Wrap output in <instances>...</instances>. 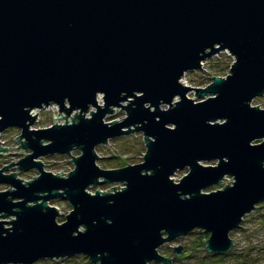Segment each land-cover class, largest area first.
<instances>
[{"label":"water","instance_id":"95a60500","mask_svg":"<svg viewBox=\"0 0 264 264\" xmlns=\"http://www.w3.org/2000/svg\"><path fill=\"white\" fill-rule=\"evenodd\" d=\"M221 51L233 58L225 76L182 83ZM263 94L264 0H0V133L19 128L18 147L30 150L0 168V264L77 254L173 264L158 248L195 229L209 234L206 252L226 254L229 232L264 200V108L251 104ZM50 105L57 122L31 129L32 111ZM115 108L125 116L105 122ZM137 131L141 162L96 164L95 146ZM53 154L73 168L45 170L38 158ZM13 165L38 175L6 173ZM105 183L122 185L88 190ZM53 198L71 205L61 223Z\"/></svg>","mask_w":264,"mask_h":264},{"label":"rangeland","instance_id":"374dc122","mask_svg":"<svg viewBox=\"0 0 264 264\" xmlns=\"http://www.w3.org/2000/svg\"><path fill=\"white\" fill-rule=\"evenodd\" d=\"M233 58L227 51H221L217 54L208 57L202 61L201 67L194 70H188L184 73L182 83L192 87H205L211 82L212 76H225ZM188 97L195 98L194 91L187 93ZM198 100V98L194 99ZM98 103H102L101 95L99 94ZM252 105H258L264 108V94L255 97L251 101ZM166 108V106H162ZM90 110H95L94 107H90ZM115 112L107 114L104 118L105 122H111L113 120L121 121L125 116V111L121 108H115ZM37 113L36 122L30 126L31 129L46 128L51 126L54 122H57V118L53 119V115L59 114L57 105H50L45 109H35L32 114ZM64 115V113H62ZM73 116V113L71 114ZM86 116H90V113H86ZM67 121H71V117L67 118ZM20 133V129L16 127H10L0 133V146L2 148L10 147L7 151H0V153H6L0 155V168L5 165L17 162L18 159L24 156V153L30 150L22 149L19 146V142L16 140ZM260 140L252 142L256 143ZM23 152V153H16ZM95 152L99 155L96 160V164L104 169H112L126 166L128 164H134L142 161L143 154L145 152L144 139L141 131H137L128 135H122L114 138H110L105 144H98L95 146ZM71 154L76 156L80 154V150L74 149ZM44 164V169L53 173H68L73 168V163L67 161L71 159L70 155H45L38 158ZM215 160L209 162H203V164H215ZM128 163V164H127ZM17 171L18 176L24 180H30L32 177L38 175V171L34 168L28 170H18L13 165L9 170L12 172ZM188 168L178 169L171 176L175 182L186 174ZM232 181L231 177L225 176L221 183L204 189V192L216 190L224 187L225 184ZM120 183H105L99 186H91L88 188L90 192L99 187L102 191L114 186H121ZM8 188L5 183H0V191ZM50 205L57 207L59 215L57 216V222L61 223L65 219V214L71 210V205L64 199L53 198L48 202ZM9 218H12L11 216ZM7 219V218H6ZM208 233L200 229H195L190 233L183 235L175 241L166 243L164 247L158 249L159 253L163 256L172 257L173 247L182 245V253H189L184 257L178 258L173 264H239L247 262L250 264H264V200L257 204V208H254L251 212L243 216V220L239 227L232 229L229 232V236L233 240V248L226 253L225 256L219 257L217 261H211V253H208L204 249L202 239L208 237ZM33 264H94L87 256L83 254L73 255L64 259H41ZM158 264V263H150Z\"/></svg>","mask_w":264,"mask_h":264},{"label":"flooded vegetation","instance_id":"af4514ba","mask_svg":"<svg viewBox=\"0 0 264 264\" xmlns=\"http://www.w3.org/2000/svg\"><path fill=\"white\" fill-rule=\"evenodd\" d=\"M177 239H178V238H177ZM175 240H176V239H175ZM175 240H173V241H175ZM170 242H172V241H170ZM166 243H169V242H166ZM166 243H164L163 245H161L158 249L164 247V245H166ZM180 257H181V254H178L177 256H174V254H172L171 259H172L173 262H175V261H176L178 258H180Z\"/></svg>","mask_w":264,"mask_h":264},{"label":"trees","instance_id":"16d2710c","mask_svg":"<svg viewBox=\"0 0 264 264\" xmlns=\"http://www.w3.org/2000/svg\"><path fill=\"white\" fill-rule=\"evenodd\" d=\"M210 80H211V77H210ZM226 254H221V255H216V254H211V261H217V259L219 258V257H222V256H225ZM71 257V256H70ZM65 258H67V257H65ZM64 259V258H63Z\"/></svg>","mask_w":264,"mask_h":264}]
</instances>
